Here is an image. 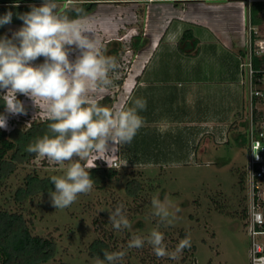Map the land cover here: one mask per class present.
Here are the masks:
<instances>
[{"label":"rangeland","instance_id":"1","mask_svg":"<svg viewBox=\"0 0 264 264\" xmlns=\"http://www.w3.org/2000/svg\"><path fill=\"white\" fill-rule=\"evenodd\" d=\"M37 1L42 5L43 0ZM137 1L141 0H68L56 4L57 11L61 12L78 3H96L92 13L78 20L79 26L96 43L103 56L113 58L117 64H126L125 81L136 58L135 55L131 56L127 44L132 36L140 32L139 26L142 23L143 27L144 20L142 15L138 16L141 22L136 18L134 8L131 11L126 8L132 7L131 3L123 2ZM108 2H121L124 6L111 4L115 11L108 15ZM187 6L196 7L190 3ZM135 9L140 14L139 6ZM143 10L142 14L147 15L145 6ZM247 27L248 22L243 30L231 26L228 33L217 34L215 42L202 44L196 49L199 51L198 56L172 54L164 48L166 45L162 41L157 55L150 61L151 64L164 67L163 71L156 73V78L162 83L153 87L156 94L142 97L147 106L145 110H138L137 114L147 121L168 119L166 121L175 120L185 124L191 117L195 120L196 115L207 105L209 120L214 125L210 123L208 126L210 132L206 155H199L200 151L195 148L194 153L197 155L192 160H182L183 147L189 136L182 132L179 124L166 132L163 126L161 129L158 126V133L140 128L131 141L132 150L142 157L140 160L147 161L156 156L161 163L173 160L179 163L160 167H122L120 164L117 180L94 183L90 192L79 194L73 204L63 209L52 206L49 194L40 193L23 204L17 203L14 197L16 190L24 187L29 176L38 180L62 176L71 161L57 165L49 163L46 158L37 157L27 163H18L11 158L12 153L6 156L13 171L3 179L0 177V211L21 215L32 236L53 240L55 252L50 259L39 264H97V257L88 255L89 245L96 240L106 242L111 252H126L124 259L117 264H248V238L243 226V170L247 162L244 118L247 101L245 90L239 83L242 75L238 68L239 57L243 55L246 43ZM20 28L9 25L5 28V34L11 38L12 33ZM144 30L145 27L143 33ZM108 42H118L119 45L112 44L105 48ZM233 42L237 43V50L243 49L240 53L234 51ZM113 45L119 49V57L108 56V50ZM71 48L73 50L70 51L69 59L74 60L79 52L75 46ZM104 48L103 53L101 50ZM43 61L44 58L40 57L33 63L38 65ZM138 62L134 63L133 68ZM188 88H191L192 98L180 95ZM111 91L107 88V91L94 95L100 98ZM115 92L113 109L120 102L122 90ZM166 94L168 98L165 99ZM3 95L4 90L1 91V97ZM17 99L24 103L27 115L8 114L5 103L3 115L8 117L6 131L22 137L32 130L34 124H43L48 120L46 107L41 102L33 104L22 94H17ZM133 106L134 102L130 108ZM155 106L160 113L151 117ZM190 107L193 113L189 111ZM166 109L170 111L168 114L163 113ZM150 145L155 151L151 152ZM117 147L119 152V145ZM166 150L170 152L168 157L164 155ZM177 154H180L179 158L174 157ZM130 179L142 185L137 198H132L126 192V182ZM52 187L55 191L54 184ZM165 195L174 206L181 208L176 214L178 218L171 223L161 222L153 215L152 198L159 196L163 200ZM119 204L124 206L123 211L131 223V229L116 230L109 221L110 212ZM170 210L174 211V208ZM153 229L164 234V244L169 253L175 252L184 238H190L191 247L185 248L176 259L157 257L147 242L141 249L127 247L133 235L147 237ZM3 240L6 242L9 238L3 237ZM33 254L28 251L22 257L31 259ZM18 256L16 254L15 258Z\"/></svg>","mask_w":264,"mask_h":264},{"label":"clouds","instance_id":"2","mask_svg":"<svg viewBox=\"0 0 264 264\" xmlns=\"http://www.w3.org/2000/svg\"><path fill=\"white\" fill-rule=\"evenodd\" d=\"M30 9L17 14L23 26L11 38H0V90H4L2 99L10 115H27L17 94L46 107V118L52 121L48 125L51 135L36 139L24 151L46 158L51 164L71 161L62 176L50 177L55 185V191L49 190L51 204L55 209H63L73 204L79 194L92 190L94 180L89 170L96 167V160L108 164L110 150L131 143L143 124L137 111L145 110L147 102L136 99L131 108L101 106L94 94L107 91L111 84L109 73L118 69L117 62L101 54L78 21L58 12L55 0H43L42 5L33 4ZM12 17L11 11L0 17V26L10 24ZM71 46L79 52L74 60L69 59ZM40 57L44 58L43 63L34 65ZM7 120V116L0 114V129H8ZM259 150L254 143L253 154ZM151 205L153 215L161 222L171 223L181 211L167 195L163 200L154 196ZM123 208L119 204L109 215L116 230L131 229ZM173 208L174 211L170 210ZM145 242L161 258L176 259L185 248L191 247L190 238H184L175 252L169 253L164 234L155 229L147 237L133 235L127 247L140 249ZM125 255V251H104L103 259L98 257L97 264H117Z\"/></svg>","mask_w":264,"mask_h":264},{"label":"crops","instance_id":"3","mask_svg":"<svg viewBox=\"0 0 264 264\" xmlns=\"http://www.w3.org/2000/svg\"><path fill=\"white\" fill-rule=\"evenodd\" d=\"M123 3H131L130 5H132V7L127 6L126 8L130 11L134 8L137 19L139 15L143 16V27H145V30L143 33L141 23L139 27L142 35L140 33L137 34L140 40L135 52L136 58L131 65L130 74H128L125 81L122 83V92H120L121 99L115 108H130V104L136 100L137 96L139 97L138 99H144L142 97L156 94V92L154 93L153 91V87L162 83L159 78H156V73L163 71L164 67L162 68V66L158 64H151L152 62L150 61L157 55L158 48L161 46L162 41H164L166 45L164 48L168 49L172 54L198 56L199 51L196 49L202 46V44L215 42L217 34L228 33V31L231 30V26L236 30H243V26H245L250 19L251 5L259 2H249V0H141L140 2ZM123 3L108 2V15L110 12L115 11L110 6L111 4H121L124 6ZM188 3L194 4L196 7H188ZM137 6H139L140 14L138 13V9H135ZM144 6L145 9L147 8L148 10L147 15H144L145 13L142 14ZM79 19L82 20L83 17ZM79 19L76 20L78 21ZM141 20L142 19L139 21L141 22ZM186 30H191L193 37L198 43L191 51L183 53L178 48V42ZM112 44H116V46L119 45L118 42H108V47ZM231 44L233 45L234 51H236L235 45H237V43L233 42ZM113 47L108 51L113 52L111 51ZM243 49H238L236 54H238V52L240 53ZM136 61L139 62L136 67L133 68ZM180 95L186 96V98H192L193 96L191 88L183 90V92H180ZM166 98H168L167 94L165 99ZM157 106L153 109L154 115L151 117L160 113V111H157ZM192 110L193 108L190 107L189 111L191 113L194 112V110ZM195 111L197 110L195 109ZM169 112V109H166L163 113L168 114ZM141 119L143 121L141 128H148L152 130V133L153 131L158 133V126L160 129L163 126L166 132L170 127H172V130L179 124L175 120L166 121L168 119H151V121H147L145 118ZM161 120L163 121L161 122ZM210 123L214 125L213 121L210 122L209 120V107L206 105V107L201 109L200 113L196 115L195 120L191 117L187 123L179 124L182 128V132L189 136L183 147L184 158H182V160H192L193 157L197 155L196 152L194 153L195 148L197 151H200L199 155H206L209 142L208 135L210 132L208 126ZM223 127L225 128L226 125H223ZM200 145L202 146L200 147ZM132 149L131 143L119 145V160L122 167H160L164 164L173 165L179 163H176L174 160L170 163H161L156 156H153L147 161H142L140 160L142 157L139 154L137 155ZM149 149L151 152L152 150L155 151L152 145H150ZM164 155L168 157L170 156V152L166 150ZM179 156L180 154H177L174 157L179 158Z\"/></svg>","mask_w":264,"mask_h":264},{"label":"trees","instance_id":"4","mask_svg":"<svg viewBox=\"0 0 264 264\" xmlns=\"http://www.w3.org/2000/svg\"><path fill=\"white\" fill-rule=\"evenodd\" d=\"M64 0H55V2H62ZM40 6L37 0H0V17L4 16L7 12L13 13L12 22L10 24L0 26V38L6 36L5 28L9 25H17L22 27L23 21L17 18V14H22L30 11V5ZM96 3H82L72 8L66 7L60 13L66 15L69 20H76L85 17L93 12ZM264 8L262 3H253L250 7V23L252 25H259L262 21L261 11ZM142 35V32H139ZM140 38L135 35L132 36L127 44L130 49L131 56L135 55ZM197 40L193 37L191 30H186L182 34L178 48L183 53H188L196 45ZM108 46V43L106 44ZM106 46H104L106 48ZM105 48L101 51L104 53ZM113 52L108 51V56L119 57L120 52L118 48L111 49ZM107 55V53L105 54ZM119 67L115 72L109 73L111 84L108 86L112 91L109 94L102 96L99 99L101 106L112 108L115 100L117 90L121 89L124 81V73H126V65L124 62L118 64ZM0 90V114H3L4 101L1 97ZM52 121L44 122L43 124H34L32 130L27 135L16 137L5 129H0V177L1 179L7 177L13 171L11 162L6 160L9 153L11 158L18 163H27L37 158L36 154H29L24 149L30 143L35 142L36 139L43 137L45 134L51 135L48 130V125ZM23 143V144H22ZM21 150V153L19 152ZM19 153V154H18ZM18 155V157L16 156ZM15 157V158H14ZM6 164V165H5ZM91 178L94 183H102L103 181H114L119 178V172L113 168H95L89 170ZM52 177V176H51ZM135 181V182H134ZM152 183V182H151ZM50 177L46 180H38L34 176H29L26 180L24 187L16 190L15 201L17 203H26L32 197L41 194H49V190L53 191ZM153 185V183H152ZM126 192L132 198H137L139 192L142 190V185L138 184L135 179H130L126 182ZM152 187L150 186V189ZM136 211V210H135ZM137 214L138 212H135ZM245 212V209L243 210ZM3 237L9 238L4 241ZM88 255L92 257H99L103 259L104 251L111 252L108 244L102 240L92 242L89 247ZM141 249V248H140ZM28 251L34 252L31 259L23 258ZM55 252V243L51 239L32 236L27 228L26 222L21 215L16 213H6L0 211V261L1 264H39L46 262L50 259ZM19 255L15 258V255ZM14 255V256H12Z\"/></svg>","mask_w":264,"mask_h":264},{"label":"built area","instance_id":"5","mask_svg":"<svg viewBox=\"0 0 264 264\" xmlns=\"http://www.w3.org/2000/svg\"><path fill=\"white\" fill-rule=\"evenodd\" d=\"M249 2L264 4V0ZM261 16L259 25H252L250 19L248 20L245 48L243 55L239 57V70L242 75L239 83L245 90L247 101L244 118L247 162L243 170V226L248 238V264H264V8ZM254 143L260 149L256 155L252 152ZM80 163L85 164L87 161ZM95 164V168H119L117 145L115 150L108 153V164L99 159Z\"/></svg>","mask_w":264,"mask_h":264},{"label":"water","instance_id":"6","mask_svg":"<svg viewBox=\"0 0 264 264\" xmlns=\"http://www.w3.org/2000/svg\"><path fill=\"white\" fill-rule=\"evenodd\" d=\"M64 1H68V0H64Z\"/></svg>","mask_w":264,"mask_h":264}]
</instances>
